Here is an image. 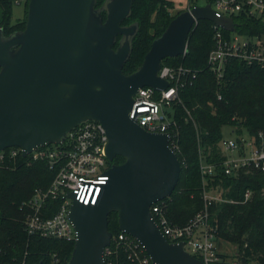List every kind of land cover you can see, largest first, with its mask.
<instances>
[{
    "label": "water",
    "instance_id": "water-1",
    "mask_svg": "<svg viewBox=\"0 0 264 264\" xmlns=\"http://www.w3.org/2000/svg\"><path fill=\"white\" fill-rule=\"evenodd\" d=\"M134 1L104 0L97 6L98 0H29L24 29L7 35L0 27V150L20 146L26 155L60 143L82 121H100L108 136L107 158L122 155L124 161L107 170L95 204L71 195L69 218L77 238L67 264H105L113 210L120 230L137 238L154 263L206 264L183 241H169L151 212L154 202L171 196L181 175L170 135L145 129L129 111L139 88H168L159 75L162 60L188 52L197 20L229 30L235 29L234 20L217 17L210 5L181 10L153 40L141 65L127 74L123 66L139 23L123 21Z\"/></svg>",
    "mask_w": 264,
    "mask_h": 264
},
{
    "label": "trees",
    "instance_id": "trees-1",
    "mask_svg": "<svg viewBox=\"0 0 264 264\" xmlns=\"http://www.w3.org/2000/svg\"><path fill=\"white\" fill-rule=\"evenodd\" d=\"M15 1L0 0V27L7 35L26 26L29 0H25L24 17L13 22ZM103 2L98 0L97 6ZM173 7L171 0L134 1L132 13L123 24L137 21L139 31L134 37L130 58L123 66L125 73H132L141 65L153 40L181 11L174 13ZM102 15L105 20L106 12L103 11ZM240 19L236 20L238 31L251 35L264 34L263 20ZM214 46L213 22L200 19L189 33L188 52L162 60V65L189 68L190 77L196 73L192 81L179 87V98L172 102V110L168 111L176 121L177 155L182 168L174 192L165 198L167 215L173 223L185 225L197 213L207 209L208 221L217 239L229 241L237 248L236 261L229 260L226 253L218 252L220 260L214 264H250L253 260L264 264V171L240 167L226 173V156L219 146L227 125L236 135L245 132L258 135L264 131V67L233 58L227 63L224 76L219 78L208 64V56ZM202 157L216 166L215 173L207 175V184L201 169ZM123 161L122 155H116L110 163ZM55 173L46 161L28 163L23 156L0 168L1 263H68L74 241L30 234L26 229L31 208L24 202L33 196L36 189H47ZM206 190L213 194L219 192L220 198L207 203L204 198ZM248 190L251 194L246 198ZM61 202V199H49L47 204L52 207H47L46 216L54 214ZM108 227L113 235L121 231L116 210L109 214ZM112 248L106 262L134 264L124 244L116 246L112 243Z\"/></svg>",
    "mask_w": 264,
    "mask_h": 264
},
{
    "label": "built area",
    "instance_id": "built-area-1",
    "mask_svg": "<svg viewBox=\"0 0 264 264\" xmlns=\"http://www.w3.org/2000/svg\"><path fill=\"white\" fill-rule=\"evenodd\" d=\"M187 9L194 6L210 5L217 17H231L235 29L229 30L213 22L215 46L208 56L210 68L219 78L224 76L227 63L238 58L248 64L264 67V34L251 35L238 31L240 18L248 17L264 21V0H191ZM237 18V19H236ZM236 19V20H235ZM199 20L196 21V24ZM227 31V32H226ZM190 69L180 65H162L159 75L169 82L167 89L157 90L152 86H144L133 95V105L129 115L145 129L152 132H164L170 135V146L177 153L179 149L176 121L168 113V107L179 98V87L184 86L196 77H190ZM221 97V96H220ZM175 127V128H174ZM108 136L102 123L97 120H85L71 129L63 141L50 145L37 146L23 154L20 146H11L0 150V168L9 166L10 161L19 156L26 157L28 163L46 161L55 176L47 189H36L33 196L24 204L31 208L26 219V229L30 234L57 237L74 241L77 230L69 218L70 208L75 199L85 204H95L104 185L108 181L107 170L111 161L106 155ZM226 173L240 167L256 168L264 171V131L258 135L247 132L233 134L219 143ZM201 169L204 183H208L207 175L215 173V164L202 157ZM251 192H246V198ZM204 198L207 203L219 199L220 195L206 190ZM49 199H61L60 208L52 215L46 216ZM151 212L160 229L171 242H184V248L191 254L199 255L206 264H214L220 260L215 242L216 233L208 221L207 209L199 212L185 225L173 223L167 215V203L164 199L151 205ZM116 246L124 244L128 257L134 264H156L146 252L140 241L131 234L120 231L112 235L111 242L105 247L104 257ZM196 256V255H195ZM0 264H3L0 262ZM9 264V263H5Z\"/></svg>",
    "mask_w": 264,
    "mask_h": 264
},
{
    "label": "rangeland",
    "instance_id": "rangeland-1",
    "mask_svg": "<svg viewBox=\"0 0 264 264\" xmlns=\"http://www.w3.org/2000/svg\"><path fill=\"white\" fill-rule=\"evenodd\" d=\"M174 3V7L172 9V11L174 13L178 12L179 10H185L188 8V6L190 5V3L192 2L191 0H171ZM203 1L200 0V3H202ZM25 14V0H17L14 3V7H13V22L16 21L19 18H23ZM169 110H172V107H168ZM224 131V135L226 137L232 136V128L230 125H227L224 127L223 129ZM216 194L219 192H215ZM213 194V193H212ZM216 245H217V249L218 252H224L228 255V259L231 261H236V253H237V248L235 246V244L226 241L224 239H215ZM250 264H260L257 261L253 260L250 262Z\"/></svg>",
    "mask_w": 264,
    "mask_h": 264
}]
</instances>
